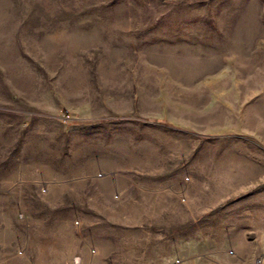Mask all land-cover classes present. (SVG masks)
I'll use <instances>...</instances> for the list:
<instances>
[{"label": "rangeland", "instance_id": "rangeland-1", "mask_svg": "<svg viewBox=\"0 0 264 264\" xmlns=\"http://www.w3.org/2000/svg\"><path fill=\"white\" fill-rule=\"evenodd\" d=\"M0 264H264V0H0Z\"/></svg>", "mask_w": 264, "mask_h": 264}]
</instances>
